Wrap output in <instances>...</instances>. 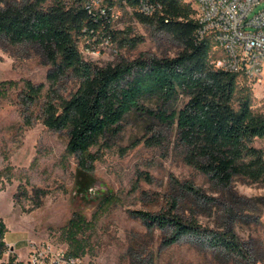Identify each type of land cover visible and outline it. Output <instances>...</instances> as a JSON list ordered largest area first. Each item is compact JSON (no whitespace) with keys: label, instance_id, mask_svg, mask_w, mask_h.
I'll use <instances>...</instances> for the list:
<instances>
[{"label":"rangeland","instance_id":"374dc122","mask_svg":"<svg viewBox=\"0 0 264 264\" xmlns=\"http://www.w3.org/2000/svg\"><path fill=\"white\" fill-rule=\"evenodd\" d=\"M57 1L46 0L45 7ZM114 1L119 18L112 29L138 44L121 46L101 28L94 36L87 33L79 38L86 60L107 66L141 56L173 57L182 50L171 35L141 23L133 10ZM87 3L96 11L107 5L104 0ZM51 69L38 48L0 38V218L8 227L4 262L15 256L25 263L34 243L51 242L69 249L64 233L76 214L92 223L80 237L87 243L84 257L93 264H248L209 247L210 231L228 227L250 251L251 262L257 259V249L264 252V182L236 176L227 187L212 180L186 162L175 127L129 118L119 136L92 150L93 165L81 168L78 157L66 151L68 134L44 124L45 98L30 104L25 97L29 81L49 89ZM247 84L255 112L264 114V82ZM59 89L69 96L76 91L77 81L66 78ZM253 145L264 150V139H256ZM179 183L193 186L199 195L184 193ZM176 197L179 212L203 226L200 239L189 237L170 245L166 235L150 230L135 216L137 211H168ZM107 199L112 202L105 203Z\"/></svg>","mask_w":264,"mask_h":264},{"label":"trees","instance_id":"16d2710c","mask_svg":"<svg viewBox=\"0 0 264 264\" xmlns=\"http://www.w3.org/2000/svg\"><path fill=\"white\" fill-rule=\"evenodd\" d=\"M70 1V6L59 0L46 8V0H0V38L38 48L52 66L47 75L49 89L29 81L25 97L30 104L45 98L44 124L68 134L66 151L78 157L81 168L93 165L96 156L92 150L108 138L119 136L124 122L135 117L175 127L186 162L212 180L227 187L236 176L264 182V150L253 145L256 139H264V114L253 108L247 77L215 68L212 60L221 53L214 50L210 37L198 39L197 10L191 2L155 0L162 9L145 16L137 11L140 0H126L134 17L171 35L182 50L173 57L141 56L99 66L83 57L81 36L95 35L104 27L121 46H136L138 42L114 31L107 20L97 22L84 0ZM66 78L77 81L76 91L69 96L59 89ZM149 102H155V106H149ZM177 186L184 193L199 195L189 184ZM179 207L176 197L168 211H137L135 216L150 230L166 235L170 245L184 238L200 239L203 226L198 219L179 212ZM91 227L81 214L69 221L64 234L72 254H86L87 243L80 236ZM210 232V248L234 256L238 263L264 262L261 249L251 262L250 251L244 250L234 228ZM7 233L8 227L0 218V264H24L15 256L8 263L3 261L8 251Z\"/></svg>","mask_w":264,"mask_h":264},{"label":"built area","instance_id":"2783aa9c","mask_svg":"<svg viewBox=\"0 0 264 264\" xmlns=\"http://www.w3.org/2000/svg\"><path fill=\"white\" fill-rule=\"evenodd\" d=\"M104 1L107 2V5L98 11L90 3L85 4L86 0H84V6L97 22L101 19L107 20L112 28V22L119 18V14L114 10L116 3L112 0ZM188 1L197 10L198 39L203 40L210 37L215 44L214 50L221 53L220 57L212 60L215 68L240 73L256 85L263 83L264 0ZM121 4L125 8L133 10L127 5L126 0H123ZM161 9L162 6L155 0H140L137 6V11L145 16L155 15ZM102 29L105 30L104 27ZM104 35L110 37L107 33ZM106 41L109 43L110 39L107 38ZM24 264L93 263L84 256L72 254L66 247L51 242H40L31 245Z\"/></svg>","mask_w":264,"mask_h":264}]
</instances>
